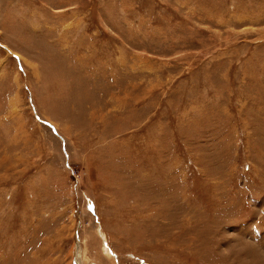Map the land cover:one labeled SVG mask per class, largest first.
Instances as JSON below:
<instances>
[{"label": "rangeland", "instance_id": "obj_1", "mask_svg": "<svg viewBox=\"0 0 264 264\" xmlns=\"http://www.w3.org/2000/svg\"><path fill=\"white\" fill-rule=\"evenodd\" d=\"M0 264H264V0H0Z\"/></svg>", "mask_w": 264, "mask_h": 264}]
</instances>
